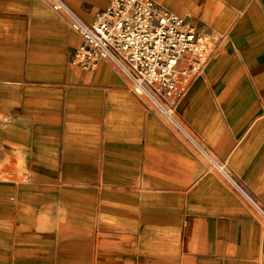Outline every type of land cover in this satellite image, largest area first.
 Segmentation results:
<instances>
[{
    "label": "crops",
    "instance_id": "0c3cea01",
    "mask_svg": "<svg viewBox=\"0 0 264 264\" xmlns=\"http://www.w3.org/2000/svg\"><path fill=\"white\" fill-rule=\"evenodd\" d=\"M111 0H0V264H264V0H155L216 39L177 116L195 151L71 21Z\"/></svg>",
    "mask_w": 264,
    "mask_h": 264
},
{
    "label": "built area",
    "instance_id": "2783aa9c",
    "mask_svg": "<svg viewBox=\"0 0 264 264\" xmlns=\"http://www.w3.org/2000/svg\"><path fill=\"white\" fill-rule=\"evenodd\" d=\"M64 9L62 0H46ZM82 43L73 61L92 68L106 60L128 80L131 90L146 107L195 151L212 156L177 116V105L194 78L212 59L216 39L199 32L182 16L160 7L155 0H111L91 24L71 21ZM218 172L232 183L264 224V205L245 191L227 170Z\"/></svg>",
    "mask_w": 264,
    "mask_h": 264
}]
</instances>
